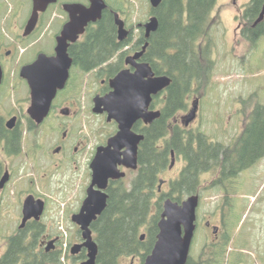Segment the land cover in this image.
I'll list each match as a JSON object with an SVG mask.
<instances>
[{
  "label": "flooded vegetation",
  "instance_id": "flooded-vegetation-1",
  "mask_svg": "<svg viewBox=\"0 0 264 264\" xmlns=\"http://www.w3.org/2000/svg\"><path fill=\"white\" fill-rule=\"evenodd\" d=\"M104 1L106 3V8L102 12L101 19L97 22L89 23L85 28L84 34L79 36V39L75 43H70L68 53L72 58L73 63L70 69L69 80L65 88L59 90L52 101L48 116L41 123H38L29 113L33 104L32 91L28 80L21 75L22 70L25 67L33 65L41 55H46L48 57H54L56 55L57 38L61 35L64 27L71 21V16L65 8L66 5L81 4L89 8L91 2L90 0H58L56 4L50 5L45 13L40 14L38 25L35 30L26 35V27L33 13V1L31 0V13L29 11L27 16L22 17L20 14V5L15 13L13 12L14 10L11 11L10 9L11 14L3 16L2 13L4 6L10 4L8 3V0H0V68L3 73L0 84V233H4V236H0V261L10 253L12 257L8 260L14 262L13 264H65L68 247L66 244L67 242H65L66 238H64L62 233L59 232V229H63L64 221H68L66 214L67 205L65 206L62 204V200H65L64 198H60L57 203L53 202L54 199L50 200V197L52 196L47 188L51 186L54 181H57V185H65V190L70 186L71 189L69 190V193L73 192V190L76 192V202H71V204L75 206V210L74 212L72 211L73 213L71 212L72 214L69 217V220H71L72 224L77 228L78 237L75 242L72 240L70 242L72 244L70 248L71 258H77L81 263L88 259V250L85 247H82L85 239L83 238L81 226L74 222L73 217L82 211L85 201L88 198L89 191L93 184V171L91 169V164L96 158L99 148L107 147L109 139L116 135L119 130L118 124L115 121H107V113L98 115L93 112L95 107L94 99L98 96L104 97L112 91L110 81L121 71L129 69L131 72H135V66L127 64V58L142 52L146 45L145 52L136 63H148L146 61V54L151 47V39L154 37V34L158 32L160 27V20L156 15L155 10L161 5L158 8H153L149 0L151 10L148 20L133 24L131 20L133 15L132 4L129 0H115V5L111 2L109 3L108 0ZM52 8L59 10L60 29L56 34L53 48L49 51L39 47L41 44L39 34L41 33L40 29L44 25L46 15ZM116 15L122 20L124 29L128 32L126 39L123 41H119L118 39L119 26L116 24ZM104 16L112 19L116 30L115 33L117 40L125 46L119 49L110 60L100 65L98 64L93 69L84 72L81 64H77L74 60L72 52H77L78 46L85 41L88 30L90 28H98V25ZM7 17L12 19L9 24L6 20ZM154 17L158 19V29L155 32H151L149 37H147L146 24ZM20 19L22 20L20 21ZM2 23H4V26H1ZM256 25L257 24L255 23V26ZM148 64L151 66L156 77L163 76L157 75L152 65L150 63ZM114 65L118 66L119 71L115 75H112L109 73V69ZM84 75L92 76L97 80L96 93L95 96L92 97V112L103 118L106 117L108 123H115L117 126L115 133L108 137L107 140L92 147L86 136L75 133L80 116H82L81 103L78 96L81 92L83 93L82 87L80 90V84L83 81L82 77ZM71 83H73V86L70 88ZM167 90L168 89L157 95H153L152 102L149 106V111H160L161 116L155 119L152 123H146L144 120H139L133 126L134 133L144 137L138 147V167L137 169H132L124 164L118 165V169L120 172L125 173V176L118 179L108 180L106 188L103 189V192L107 194V205L104 211L108 207L112 193L115 195L121 191L129 193L134 189V181L141 168L140 158L142 153L144 154L148 148V144L145 145L147 131L150 129V126L160 120L163 115V108L165 107L167 99ZM196 102H198L199 110L200 98H197L193 102V107ZM185 104H187V101ZM184 110L185 109H183V111ZM177 112H175L172 117H174ZM187 116L183 117L181 121L184 128L181 129L178 126L174 127L173 125L167 136L161 137L152 143V148L156 154L163 153L165 149H168L167 142L174 139V130L178 129L181 132H185V134L179 136L180 142L185 141L186 138L193 135L192 132H188L186 129H189L191 124L196 121L198 112L196 119L189 125H186ZM49 119L53 120V124H51L50 129L47 130L44 126ZM66 120H70V124H67ZM174 121L177 122L176 119ZM169 122L170 119L168 120V124H170ZM182 144L183 148L187 149L186 143ZM190 144L191 150L194 152L198 145L194 140L190 142ZM125 150L126 149H123L121 152H124ZM190 157L188 151L187 156H185L183 153L172 149L167 154L164 168L158 171V174L156 175L157 184L155 185V189L152 190V193L155 199L157 196V199L163 198L164 200L161 215L164 210L165 201L168 199L174 201L169 197L172 191V185L175 181H178L181 178L184 170L191 163ZM121 158L123 159L124 156ZM20 159H22L23 164L21 170L19 166ZM179 164L182 165V168L175 179L166 181L165 179L160 178V175L163 174L165 170H175ZM129 173H135V177L129 182V184H126L125 180ZM55 176H60L61 179L54 180ZM218 177L219 176L214 173L212 182ZM212 182L208 186L209 188H219L224 192V189L221 186L212 187ZM166 185H168V190L164 191L163 187ZM202 187V184H200L197 188V193L190 195L186 194L182 197L181 202H174L182 204L189 197L198 195L201 203V192L204 190ZM93 189L94 191H98L99 187L95 185ZM65 190L64 192H68ZM146 191L147 189H143L142 193H147ZM173 198L177 197L173 196ZM27 202L29 205L28 212L31 214V217L25 219V207ZM55 204L56 207H51ZM3 208L7 209L6 215L2 212ZM199 209L200 204L198 210ZM198 210L195 236L199 227ZM57 213H63L62 215L64 217H62V221L60 222H57L55 219ZM102 214L97 216V218L90 223L93 239L97 243L98 248L99 244L96 239L94 224ZM225 222L226 217L223 213L218 219L219 225H213L211 217L206 220L205 227L211 230L212 236L214 237L213 242L211 244L208 243L206 246L207 248L209 247L210 249L212 245L218 249L221 248L224 243L223 241L226 240V238L224 239V234L226 233L224 230V226L226 225ZM144 230L145 232H143ZM159 231L158 225V233L154 246L157 242ZM142 236H145L144 239H142ZM149 236L150 232L148 227L145 226L141 229L139 241L145 244L149 241ZM76 246L81 247L80 251L76 254H72V249ZM154 246L145 259L140 256H133V259L140 258L141 262L144 260L141 264H144L146 258L152 253ZM190 259H192L191 251L189 260Z\"/></svg>",
  "mask_w": 264,
  "mask_h": 264
},
{
  "label": "trees",
  "instance_id": "trees-1",
  "mask_svg": "<svg viewBox=\"0 0 264 264\" xmlns=\"http://www.w3.org/2000/svg\"><path fill=\"white\" fill-rule=\"evenodd\" d=\"M217 0H164L155 10L160 20V27L151 39V47L146 54L157 75H167L172 84L167 90V99L160 120L150 126L147 131L145 145L147 151L141 156V168L134 183V189L111 195L107 209L94 224L96 239L99 244L98 262L100 264H119L120 259L140 256L143 259L149 254L156 241L158 222L163 208V198L155 201L156 175L163 169L167 154L174 149L187 156L190 154L188 167L181 178L172 185L169 195L174 201L181 202L184 195L197 193L201 184L200 175L213 172L219 177L212 182V187H220L226 180L236 179L241 172L254 166L264 156V107L256 105L250 114L238 140L226 146L211 142L201 132H195L185 139L179 140L180 130H174V139L167 142V150L156 154L152 143L167 136L172 128L168 120L177 111L186 109V99L194 85L202 87L210 81L215 62L212 56L210 31L214 25L212 13ZM264 8V0H250L242 15L245 26L241 29L242 37L250 45L255 46L264 36V19L255 26ZM114 22L107 16L100 21L98 28H90L85 41L78 46L72 56L82 70L93 69L111 59L125 45L116 37ZM201 41H207L201 45ZM119 71L117 65L111 66L109 73L115 75ZM175 127V126H174ZM194 140L198 147L195 153L191 150ZM186 143L187 149L183 148ZM262 147V148H261ZM141 186V187H139ZM147 189V193H142ZM116 192V193H117ZM176 196L177 198H173ZM147 226L150 232L149 241H139L141 229ZM225 245L220 250H223ZM223 252H218L208 262L187 264H218ZM9 253L2 264H13L8 260ZM144 260L142 261V263Z\"/></svg>",
  "mask_w": 264,
  "mask_h": 264
},
{
  "label": "rangeland",
  "instance_id": "rangeland-1",
  "mask_svg": "<svg viewBox=\"0 0 264 264\" xmlns=\"http://www.w3.org/2000/svg\"><path fill=\"white\" fill-rule=\"evenodd\" d=\"M8 1L10 5L4 6L3 16L11 14L10 9L15 13L20 5V14L24 17L32 8L31 0ZM108 1L115 5V0ZM129 1L132 4L133 24L148 20L151 10L149 0ZM249 2L250 0H217L211 15L214 20L210 31L213 48L211 58L215 65L210 81L202 87L194 85L186 99V109L178 111L174 117L170 118V125L184 128L182 118L189 114L193 108V102L200 98L198 117L186 130L192 133H204L211 142L230 146L241 136L254 107L258 104L264 107V36L255 46H252L241 34V29L245 26L242 15ZM59 15V10L56 8H52L46 15L39 34L40 48L52 50L56 34L60 29ZM6 20L9 24L12 19L7 17ZM1 26H4V23ZM206 43L207 41H201V45ZM82 79L80 90L82 87L83 93L81 92L78 96L82 116H80L75 133L86 136L92 147L107 140L115 133L117 126L115 123H108L106 117L103 118L92 112V97L96 93L97 80L85 75ZM72 86L73 83L70 88ZM175 119L177 122L174 121ZM66 123L70 124V120H66ZM51 124L53 120L49 119L44 128L49 130ZM19 166L21 170L23 168L22 159L19 160ZM181 168L182 165L179 164L175 170H165L160 178L171 181L178 176ZM213 175V172H204L200 175L204 190L201 192V203L198 210V232L191 250L192 261L194 263L208 262L214 254L216 256L217 251H221L223 255L218 264H264V156L254 166L241 172L236 179H227L221 186L224 192L219 188L208 187ZM134 177L135 173H129L125 180L126 184H129ZM58 179L61 177H54V180ZM64 187L65 185H57V181H54L47 190L52 196L50 200L54 199L53 202L57 203L60 198H64L62 204L67 205L68 221H64L63 229H59V232L66 238L65 242L68 247L65 264H81L79 259L71 258L70 250L71 240L75 242L78 237L77 228L69 220L75 210L71 202H76V192L73 190L69 193L70 186L67 190ZM163 189L167 191L168 185ZM155 201H159L157 196ZM51 207H56V204ZM2 212L6 215L7 209L3 208ZM222 213L226 217L224 230L227 233L224 234L226 240L223 241V245L226 243L227 245L223 250H220L223 246L218 249L213 245L209 249L206 246L213 242L214 237L211 230L205 227V222L211 217L212 224L219 225L218 219ZM62 214H56L57 222L62 221L64 217ZM3 234L0 233V236H4ZM141 263L140 258L133 259V257L122 258L119 261V264Z\"/></svg>",
  "mask_w": 264,
  "mask_h": 264
},
{
  "label": "water",
  "instance_id": "water-1",
  "mask_svg": "<svg viewBox=\"0 0 264 264\" xmlns=\"http://www.w3.org/2000/svg\"><path fill=\"white\" fill-rule=\"evenodd\" d=\"M33 13L26 27V35L32 33L38 25L40 14L45 13L50 5L58 0H32ZM89 8L81 4L66 5V11L71 16V21L64 27L57 38L56 55L48 57L41 55L31 66L22 70V77L28 80L32 91L31 117L41 123L47 116L59 90L65 88L69 77L73 60L68 53L70 43H75L79 36L83 35L86 26L91 22H97L102 17L106 8L104 0H90ZM153 8H158L163 0H150ZM264 19V8L257 20L259 24ZM116 24L119 26V41L126 39L128 32L124 24L116 15ZM158 19L152 18L146 24L147 37L151 32L157 31ZM127 58V64L135 66V72L129 69L121 71L110 81L112 91L104 97L94 99L93 112L101 115L107 113V121H115L119 130L108 141L107 147H100L96 158L91 164L93 171V184L82 211L73 217L74 222L81 226L85 242L82 247L88 250V259L81 264H100L97 260L99 248L93 239L90 223L101 215L107 205V194L103 192L109 179H118L125 176L120 172L118 165L137 169L138 147L144 139L133 131V126L139 120L152 123L161 116V112L149 111L153 95L168 89L172 79L167 76L156 77L148 63L138 64L146 50ZM2 69L0 68V84L2 81ZM198 102L186 117V125H189L197 117ZM126 149L124 152H121ZM124 156L122 159L121 157ZM97 185L98 191L93 187ZM200 197L194 195L182 204L168 199L164 203V210L159 222V235L152 253L146 258L144 264H187L192 243L197 228V210ZM28 202L25 207V219L31 217L28 212ZM145 236H142L144 239ZM80 246L72 249V254L80 251Z\"/></svg>",
  "mask_w": 264,
  "mask_h": 264
}]
</instances>
